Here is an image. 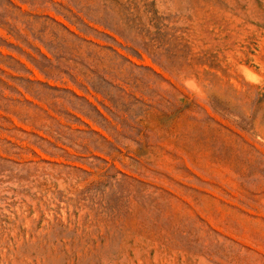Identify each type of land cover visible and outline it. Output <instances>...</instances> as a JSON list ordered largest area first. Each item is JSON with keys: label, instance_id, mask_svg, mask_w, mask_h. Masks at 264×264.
<instances>
[{"label": "rangeland", "instance_id": "1", "mask_svg": "<svg viewBox=\"0 0 264 264\" xmlns=\"http://www.w3.org/2000/svg\"><path fill=\"white\" fill-rule=\"evenodd\" d=\"M0 264H264V0H0Z\"/></svg>", "mask_w": 264, "mask_h": 264}]
</instances>
